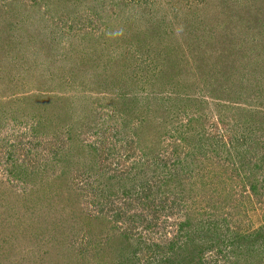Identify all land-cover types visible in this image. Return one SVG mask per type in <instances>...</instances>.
<instances>
[{"label": "rangeland", "instance_id": "374dc122", "mask_svg": "<svg viewBox=\"0 0 264 264\" xmlns=\"http://www.w3.org/2000/svg\"><path fill=\"white\" fill-rule=\"evenodd\" d=\"M169 241L264 264V0H0V264Z\"/></svg>", "mask_w": 264, "mask_h": 264}, {"label": "trees", "instance_id": "16d2710c", "mask_svg": "<svg viewBox=\"0 0 264 264\" xmlns=\"http://www.w3.org/2000/svg\"><path fill=\"white\" fill-rule=\"evenodd\" d=\"M124 189H126V188L124 187ZM250 189L249 190L252 192V191H255L256 188L254 186H252ZM127 190L131 191L130 187ZM211 224L212 223H209V225H211ZM212 225H215V224H212ZM212 225L208 227V229L205 233L206 234L205 240L209 239L211 241H215V238L219 237V234L216 232L217 227L212 226ZM197 236L201 237V236H203V233H201L200 235H198V233H197L196 237ZM170 243H172V241H169L168 245ZM192 243H193L192 256L189 253L187 255H185V252H187L186 248L177 247V245H175V244H173V245L170 244L169 248L163 253H161L162 251L157 250V254L158 255L162 254V257H161V259L157 260L155 262V264H195V263H198L201 260L202 255L205 252V248H207V247H204V245H201L198 242H196V245L194 244V242H192ZM215 244H216V242H215ZM225 244H227V243H225ZM148 246H150L152 248L155 247V246H151V245H148ZM126 248L127 247L123 246L119 249L120 261H118V264H136L133 261V258L135 257V253H132L131 250H129L130 248L129 249H126Z\"/></svg>", "mask_w": 264, "mask_h": 264}]
</instances>
